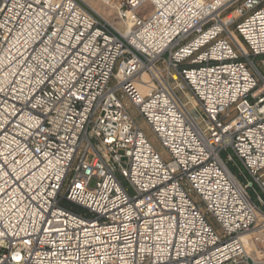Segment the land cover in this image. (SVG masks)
Segmentation results:
<instances>
[{
    "label": "built area",
    "instance_id": "2783aa9c",
    "mask_svg": "<svg viewBox=\"0 0 264 264\" xmlns=\"http://www.w3.org/2000/svg\"><path fill=\"white\" fill-rule=\"evenodd\" d=\"M99 1L0 0V264H264V0Z\"/></svg>",
    "mask_w": 264,
    "mask_h": 264
},
{
    "label": "rangeland",
    "instance_id": "374dc122",
    "mask_svg": "<svg viewBox=\"0 0 264 264\" xmlns=\"http://www.w3.org/2000/svg\"><path fill=\"white\" fill-rule=\"evenodd\" d=\"M89 2V4L94 7V9L102 14H104L105 16H107L110 20H115V15L113 14V10L111 9L110 6L105 5L103 3H101L99 0H87ZM144 10H149L150 6L149 4H145L143 6ZM239 41L241 42V40L239 39ZM129 110L131 115L135 118L136 122L138 123V125L140 126V128L145 132L146 136L148 137V139L153 143L155 149L163 156H165V152L163 150V148L161 147L159 141L157 140V138L155 137V135L151 132V130L147 127V125L145 124V122L143 121V119L139 116L137 110L133 107V106H129ZM226 156V152H222L221 153V157L223 159H225ZM228 167L230 168V170L239 175V168L236 166L235 163L233 162H229L228 163ZM118 179L121 181L122 185L128 190V192L131 194L132 188L129 185V183L122 178L121 176L117 175ZM240 180H243L242 176H239ZM93 185V182L91 183ZM249 195L251 196L252 199H255V194L253 192V190L249 189L248 190ZM61 206L65 207V208H69L71 210H73L74 212H83V210L77 206H71L68 202L66 201H61L60 202Z\"/></svg>",
    "mask_w": 264,
    "mask_h": 264
},
{
    "label": "bare ground",
    "instance_id": "6f19581e",
    "mask_svg": "<svg viewBox=\"0 0 264 264\" xmlns=\"http://www.w3.org/2000/svg\"><path fill=\"white\" fill-rule=\"evenodd\" d=\"M87 1V0H86ZM88 2V1H87ZM89 3V2H88ZM241 43V42H240ZM144 79H146L147 77L146 76H143Z\"/></svg>",
    "mask_w": 264,
    "mask_h": 264
}]
</instances>
